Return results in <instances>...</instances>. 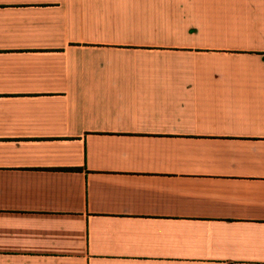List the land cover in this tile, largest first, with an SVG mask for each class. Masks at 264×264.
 <instances>
[{
  "label": "crops",
  "instance_id": "1",
  "mask_svg": "<svg viewBox=\"0 0 264 264\" xmlns=\"http://www.w3.org/2000/svg\"><path fill=\"white\" fill-rule=\"evenodd\" d=\"M0 264H264V0H0Z\"/></svg>",
  "mask_w": 264,
  "mask_h": 264
}]
</instances>
